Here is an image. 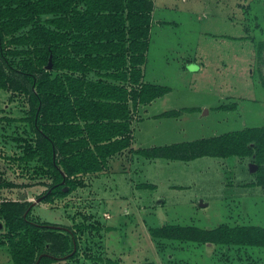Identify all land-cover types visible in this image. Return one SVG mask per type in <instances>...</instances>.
Here are the masks:
<instances>
[{"label": "rangeland", "instance_id": "obj_1", "mask_svg": "<svg viewBox=\"0 0 264 264\" xmlns=\"http://www.w3.org/2000/svg\"><path fill=\"white\" fill-rule=\"evenodd\" d=\"M155 3L158 15L178 24L159 29L154 24L151 59L158 64L161 53H184L185 63L186 53H208V67L181 76L168 73L162 79L173 88L164 104L191 107L178 119L160 120L158 129L143 121V109L136 112L135 146L152 130L153 139L149 135L147 142L156 141L157 133L169 136L166 140H195L264 125V45L258 53L259 43L264 44V0ZM163 4L169 7L161 10ZM28 116L27 95L0 88V183H10L0 185V203L32 202L52 182V173L37 158H22L35 140ZM169 124L176 127L174 134L168 132ZM121 160L80 175L81 184L67 196L42 199L29 208L34 221L64 225L67 220L66 226L76 232V254L52 264H264L261 246L174 241L149 232L164 223L264 226V184L251 185L256 180L251 157L148 159L135 151ZM5 231L0 217V241ZM0 264H11L6 244H0Z\"/></svg>", "mask_w": 264, "mask_h": 264}, {"label": "trees", "instance_id": "obj_2", "mask_svg": "<svg viewBox=\"0 0 264 264\" xmlns=\"http://www.w3.org/2000/svg\"><path fill=\"white\" fill-rule=\"evenodd\" d=\"M152 6V0H0V88L27 95L35 140L22 158H37L52 173L43 200L67 196L81 184V174L102 170L109 156L130 144L128 97L136 107L169 90L141 80ZM259 45L260 54L264 44ZM89 70L101 78L85 79ZM136 152L179 160L249 156L255 183L264 184V125ZM30 204L11 199L0 203L6 229L0 244L7 245L11 264H35L41 254L37 264L74 256L73 228L34 221L28 215ZM149 232L156 238L264 247V226L254 224L202 228L164 223Z\"/></svg>", "mask_w": 264, "mask_h": 264}, {"label": "crops", "instance_id": "obj_3", "mask_svg": "<svg viewBox=\"0 0 264 264\" xmlns=\"http://www.w3.org/2000/svg\"><path fill=\"white\" fill-rule=\"evenodd\" d=\"M152 1H153V6H152L151 13H150L151 14V21H150V30H149V35H148V49L146 50V53H145V61H144V63H142L140 65L141 70H142V78H141V80L144 83H152V84L167 86V87H169V90L166 93L153 98L151 101H149L147 103H137L136 107L133 104L132 98L128 97L127 104L129 105V116H130L129 117V121H130V130H131L130 131V136H131L130 144L126 148H124V149H122V150H120V151L116 152L115 154H113V155L108 157V162H107V165H106L108 168H110L116 162L123 161V160H121L122 155L135 153V151H137L138 149L149 148V147H153V146L168 145V144H172V143H180V142H183V141H191V140H177L175 138L170 139V140H166L167 138H169V136H165L164 134L158 135L159 133H157L155 139H157L156 141H159V142H156V141L147 142L148 140H146V137L151 135V134H155V133H153L155 130H152V131H149L147 133L143 132L144 135H145L143 141L140 142L141 143L140 145L138 144V146H135V141H136V137H135V115H136V112L138 114H140L142 112L141 110L143 109V113H145L146 117L143 118L140 115L138 119H140L142 117L143 121L144 120H148L150 124L155 125L156 129H158V128H160L159 127L160 120H162L164 118L178 119L179 116H180V112L182 110H187V107H191V106H184V105L176 106V105H173V104H164L162 102L163 98L165 96H168L169 93L172 92L173 88H172V86L170 84H168L167 82H164L162 79H165L167 77L166 75L168 73L178 74L179 76H181L186 71L187 72H198L201 69H203L204 67H208L207 66L208 61L206 59V57H208V53H201V54H199V53H193V54L186 53V56H185L186 57V62H185L186 64L183 63L182 60H181L184 57V53H171L172 54L171 57L168 56V53H161L162 63L160 62L158 64L155 61V59H153V60L151 59V55L150 54H152V53H149V48H150V45H151V38H152V34H153L152 28H153L154 24H156L158 26V29L162 28V27H165L166 25L169 26V24H171V23L173 25H177L178 24L175 20H171V18L166 19L161 14H160L161 16L158 15L155 0H152ZM81 7H82V5H81ZM168 7L169 6H167L166 4H163L161 6V10L162 9H166ZM155 54L158 56L157 53H155ZM198 56L201 57V58H198ZM197 60H199L200 62L197 63ZM187 65H188V67H187ZM169 66H170V68H169ZM51 67H52V62H51ZM50 68H47V69H50ZM65 71H67L69 73H74L75 76L82 75V73L79 72V71H74V72L68 71V70H65ZM164 73H166V74H164ZM163 74H164V77H163ZM84 76H85V79H89V80H95V79L101 78L99 76V74L94 72V70H89V72H87V75H84ZM84 76H82V77H84ZM106 80H107V82L113 81V83H115V82L117 84L120 83V81L113 80L112 78H106ZM71 97H73V96H71ZM159 102H160V104H159ZM157 104L161 108L157 107L156 106ZM170 110H175V111H180V112H179L178 115H174V116H171V117L162 116L161 115L163 112L170 111ZM188 110L193 111L192 108H189ZM80 122L84 123L83 121H80ZM171 130H174V132H176V127L172 128V126L169 124V131L168 132L173 133ZM145 131H147V130H145ZM149 139H153V135H151ZM137 140H138V137H137ZM144 142H146V143H144ZM137 155H141V154L137 153ZM142 156H144V155H142ZM232 156H236V155H232ZM144 157H146V156H144ZM146 158H148V159H156V158H159V157H155V158L146 157ZM161 158H164V157H161ZM166 159H169V158H166ZM221 166H224V164H222ZM217 169H219V168H217ZM87 174H90V173L81 174V175L84 176V175H87ZM255 181H253L251 183V185L262 186V185L256 184ZM142 182L150 183V180L142 181ZM154 183L155 182H153V184ZM217 184H215V181H214V185H217ZM202 214H203V216L205 218H210L209 213H207L206 215H204V213H202ZM217 216H220V211H219V215H217ZM222 223H226V224H229V225H237V224H231L229 222H221V223H219V224H217L215 226H210V227L199 226V227H202V228H213V227H216V226H218V225H220ZM177 224H179V223H177ZM253 224L254 225H259L257 223H253ZM182 225H193V224H182ZM239 225H250V224L243 223V224H239ZM196 226H198V225H196ZM261 226H263V225H261ZM166 239H168V238H166ZM170 240H174V239H170ZM174 241H183V240H176L175 239ZM187 242H192V241H187ZM205 243L213 244L212 242H205ZM230 246H232V245H230ZM176 264H181V263H176Z\"/></svg>", "mask_w": 264, "mask_h": 264}, {"label": "water", "instance_id": "obj_4", "mask_svg": "<svg viewBox=\"0 0 264 264\" xmlns=\"http://www.w3.org/2000/svg\"><path fill=\"white\" fill-rule=\"evenodd\" d=\"M46 67H47V68H50V67H51V59L49 60V62H48V64L46 65ZM63 181H64V180H63ZM63 181H62V182H63ZM50 191H51V189H48V190H47V192H50ZM44 196H45V194L38 196L36 200H34V201L31 202V204L29 205L28 209H29L33 204H35L36 202L41 201V200L44 198ZM26 213H27V210L25 211V214H26ZM64 223H65L64 225H66L67 220H64ZM64 225L51 224L50 226L57 227V228H62V227H65ZM75 249H76V244H75V240L73 239V251H72V252H74ZM70 254H71V253H70ZM42 255H43V254H41V255L38 257V259L36 260V263H35V264L38 263L39 258H40ZM67 256H68V255H64V256L59 257V258H64V257H67Z\"/></svg>", "mask_w": 264, "mask_h": 264}]
</instances>
